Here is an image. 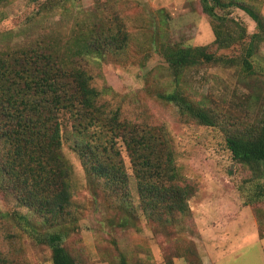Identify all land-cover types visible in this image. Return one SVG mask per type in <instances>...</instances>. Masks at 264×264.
I'll list each match as a JSON object with an SVG mask.
<instances>
[{
  "label": "rangeland",
  "instance_id": "obj_1",
  "mask_svg": "<svg viewBox=\"0 0 264 264\" xmlns=\"http://www.w3.org/2000/svg\"><path fill=\"white\" fill-rule=\"evenodd\" d=\"M222 1L231 2L224 8L231 20L226 29L239 37L228 47L215 48L210 45L212 25L200 0H0V49L24 44L34 36V29L24 32L30 26L51 30L63 44L79 35L81 27L121 24L127 45L83 63L109 108L118 109L132 124L154 127L164 135L180 184L191 188L188 212L175 214L169 223L145 218L135 192L131 197L135 216L108 208L73 150L76 135L68 114H63V152L72 165L71 208L79 216L63 246L78 264L117 262L118 255L110 260L113 240L128 255V264H264V238L258 240L259 229L252 225L258 212L264 216V201L255 205L246 201L255 179L264 183V166L253 170L236 162L219 126L181 115L174 104L158 97L178 90L196 105L214 108L222 120L241 125L259 119L264 107V0ZM249 6L262 25L247 11ZM217 10L225 14L222 7ZM253 33L263 39L256 42L249 58L253 70L248 72L241 58ZM177 44L209 45L208 51L216 55L240 60L230 67L187 66L176 76L164 59L163 47ZM119 145L125 170L131 174L125 148ZM130 186L134 191L132 176ZM14 211L28 212L13 196L0 193V256L11 264H54L49 246L33 241L15 224ZM118 217L126 219L122 227L116 224ZM28 218L36 220L33 213ZM108 218L114 219L113 226Z\"/></svg>",
  "mask_w": 264,
  "mask_h": 264
},
{
  "label": "trees",
  "instance_id": "obj_2",
  "mask_svg": "<svg viewBox=\"0 0 264 264\" xmlns=\"http://www.w3.org/2000/svg\"><path fill=\"white\" fill-rule=\"evenodd\" d=\"M200 2L213 29L210 45L223 48L234 43L239 36L227 31L231 20L224 10L231 2ZM221 7L225 14L217 10ZM246 9L262 25L253 8ZM31 29L34 36L24 44L0 49V193L13 196L28 210L11 213L15 224L33 241L49 246L54 264H78L63 246L64 237L75 229L79 218L71 208L72 165L63 152V114H68L76 135L73 150L88 178L96 181L97 195L104 196L108 208L135 216L131 200L135 192L136 204L147 219L162 224L169 223L175 214L185 215L191 188L180 184L173 152L164 135L155 132L154 127L132 124L121 117L118 109L109 108L83 63L85 59L104 58L106 51H119L127 45V32L121 24L102 22L99 27H81L79 35L74 34L63 44L52 37L51 30L30 26L24 32ZM261 39L263 35L253 33L245 47L241 61L248 72L253 70L249 58ZM208 48L164 45L163 55L176 76L187 66L209 63L230 67L240 60L216 55ZM158 97L174 104L181 115L219 126L236 162L253 170L264 166V107L254 124L238 125L222 120L214 108L196 105L181 91L158 93ZM119 144L125 148L131 174L125 170ZM246 201L250 205L264 201V183L255 179ZM32 213L34 221L28 218ZM125 220L118 217L116 224L122 227ZM256 221L262 236L261 212L256 214ZM107 222L112 226L115 223L112 218ZM112 249L115 252L110 260L118 255L113 264H128V255L114 240ZM0 261L11 264L3 256Z\"/></svg>",
  "mask_w": 264,
  "mask_h": 264
},
{
  "label": "crops",
  "instance_id": "obj_3",
  "mask_svg": "<svg viewBox=\"0 0 264 264\" xmlns=\"http://www.w3.org/2000/svg\"><path fill=\"white\" fill-rule=\"evenodd\" d=\"M253 224L252 225H254V226H256L257 225V223L255 222V220H253ZM256 231H257V227H256ZM257 238H258V240H261V239H263L264 238V233H263V235L262 236H260L259 234H257Z\"/></svg>",
  "mask_w": 264,
  "mask_h": 264
}]
</instances>
